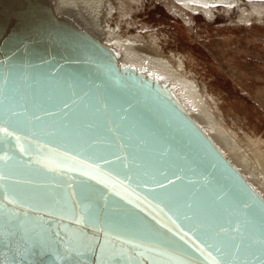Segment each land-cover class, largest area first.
Instances as JSON below:
<instances>
[{
  "label": "water",
  "instance_id": "obj_1",
  "mask_svg": "<svg viewBox=\"0 0 264 264\" xmlns=\"http://www.w3.org/2000/svg\"><path fill=\"white\" fill-rule=\"evenodd\" d=\"M122 56L55 0H0V264H264V192Z\"/></svg>",
  "mask_w": 264,
  "mask_h": 264
},
{
  "label": "rangeland",
  "instance_id": "obj_2",
  "mask_svg": "<svg viewBox=\"0 0 264 264\" xmlns=\"http://www.w3.org/2000/svg\"><path fill=\"white\" fill-rule=\"evenodd\" d=\"M113 2L108 23L115 28L116 22H121L118 31L122 30L123 35L151 42L160 57L175 67L180 62L184 64L179 75L181 84L198 94L201 103L228 134L231 132L230 146L240 159H247L250 166L245 168L253 169L257 178L264 180V171L258 165L260 161L264 163V10L249 19L242 18L246 11H254L251 9L255 2L264 9V0H241L240 6L234 4L232 8L221 4L205 8L198 3L194 10L185 7L183 13L175 12L162 0ZM241 6L249 10H240Z\"/></svg>",
  "mask_w": 264,
  "mask_h": 264
},
{
  "label": "bare ground",
  "instance_id": "obj_3",
  "mask_svg": "<svg viewBox=\"0 0 264 264\" xmlns=\"http://www.w3.org/2000/svg\"><path fill=\"white\" fill-rule=\"evenodd\" d=\"M162 1L169 8L173 9L175 12L181 11L183 13L185 10V7L194 10L196 8V5H199V4H202L205 8H210L211 6H214L217 4H221L226 8L231 7L234 4L237 6H240L239 2L241 0H178V2H181L182 4L176 3L174 0H162ZM113 3H114L113 0H55L56 9L69 11L87 29H89L90 31L97 34L104 41L114 45L119 50L123 51L122 59L124 61H126L132 65H135L138 68L150 70L154 75L160 76V78H162L164 81L173 85L178 90V92L180 93L182 98L191 107L194 114H196V116L203 122V124L206 126L208 131L213 134V136L225 148V150L228 152V154L247 173V175L251 178V180L264 192V180L260 179L261 180L260 181L257 178V175L254 173L253 169L248 171L245 168V166H246L249 169V166H250L247 159L245 157H242L240 159L239 154L236 151H234V147L230 146L229 134L231 132L228 134V132L222 127V125L220 124L218 119L209 110V108L201 103L198 94H196L194 91H192L189 87L185 86L184 84H181L179 75L181 72L180 70L184 69L183 68L184 64L182 62L179 63V61H182V60L178 61L179 64L176 62L178 65L175 67L169 60H164V58L160 57V52L158 51L157 48H155V46L153 44H150L151 42L149 43V42H140V41L132 40L130 37L123 35L121 33L122 30L118 31L122 27L121 22L117 21L116 22L117 27L113 28L107 21V19H108L107 15L112 12L111 9L114 6ZM255 4H257V3L255 2ZM255 4L252 5V9H251L254 11L253 12L252 11L251 12L246 11V13H244V15H242L243 19H249L252 14L254 15L257 12L259 14L263 13V11H261V10H264V9L263 8L261 9L259 6L255 5ZM258 5H261V4H258ZM126 8H128V7H126ZM199 8H201V7H199ZM239 8H240V10H243V11L249 10L245 6L244 7L241 6ZM135 9H137V8L135 7ZM224 12H226V11H224ZM241 14H243V13H241ZM116 20H117V18H116ZM153 38H152V40H154ZM143 39H145V37ZM172 53H171V55H172ZM192 78H193V76H192ZM207 102H209V101L207 100ZM218 117H219V115H218ZM221 119H222V117H221ZM233 133L235 135V132H233ZM232 135L233 134H231V136ZM257 137L259 138V136H257ZM258 141H259V139H258ZM236 142H237V140H236ZM240 142H242V144H244V146H245V142H243V141H240ZM251 142H253V141H251ZM263 143H264V140H263ZM252 144H254V142ZM252 147H254V146H252ZM257 147H256V149H257ZM246 148L248 149L249 147H247V145H246ZM252 153H256V152H252ZM261 153H264V152H261ZM257 154H260V153L258 152ZM261 156H262V154H261ZM254 158H256V156ZM258 165H259L260 169H262L264 171V163L260 161L258 163ZM256 168H257V166H256ZM262 174H263L262 176H264V173H262ZM258 175H259V173H258Z\"/></svg>",
  "mask_w": 264,
  "mask_h": 264
}]
</instances>
